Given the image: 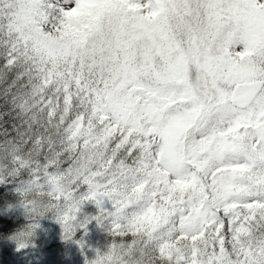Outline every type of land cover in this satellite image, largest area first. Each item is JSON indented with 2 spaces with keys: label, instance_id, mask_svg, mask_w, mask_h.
Segmentation results:
<instances>
[{
  "label": "snow or ice",
  "instance_id": "1",
  "mask_svg": "<svg viewBox=\"0 0 264 264\" xmlns=\"http://www.w3.org/2000/svg\"><path fill=\"white\" fill-rule=\"evenodd\" d=\"M0 85L28 218L110 202L91 264H264V0H0Z\"/></svg>",
  "mask_w": 264,
  "mask_h": 264
},
{
  "label": "trees",
  "instance_id": "2",
  "mask_svg": "<svg viewBox=\"0 0 264 264\" xmlns=\"http://www.w3.org/2000/svg\"><path fill=\"white\" fill-rule=\"evenodd\" d=\"M2 87L3 85H0V89ZM6 111H8V106L5 105L2 96H0V113ZM13 116H4L0 119V145L3 144L5 139L12 138L11 124ZM5 129L9 131L8 137L3 135ZM17 187L18 185L11 182L10 178H6L5 182L0 183V264H25L28 261H32L33 263L39 259L33 256L34 254L31 252L47 251L50 252L49 254L51 256H55L54 253L58 249L64 248L65 244H69L71 239H74L73 242H75L85 237L86 234L79 228L76 229L70 240H50L46 244L42 243V241L33 242L41 237L39 235V228L35 227L32 234L24 242L25 246L18 249V244L13 234L29 224L39 225L45 221L48 222L51 214L46 213L34 220L29 219L28 213L25 212V209L20 204L21 196L16 190ZM93 235L97 245L96 255L98 252L101 254L107 252L113 238L109 235L105 227L100 226Z\"/></svg>",
  "mask_w": 264,
  "mask_h": 264
},
{
  "label": "rangeland",
  "instance_id": "3",
  "mask_svg": "<svg viewBox=\"0 0 264 264\" xmlns=\"http://www.w3.org/2000/svg\"><path fill=\"white\" fill-rule=\"evenodd\" d=\"M101 208L105 211L110 210V202L105 200L101 204L100 208H98L94 202L85 201L77 213V220L74 222V226L75 231L76 229L81 228L83 233L85 232L87 236L82 240H77L75 242H73L74 239H71L69 244H65L64 248L58 249L54 253L55 256H51L49 254L50 252L47 251L31 252L34 254L33 256L37 257L39 260H35L33 263L32 261H28L25 264H44V262L45 264H86V261L87 264H91V262L96 258V253H94V246L89 244V238L93 232H96L97 228L99 229L100 226H102L97 224L96 220L94 219V217L99 214ZM81 224L83 227L80 226ZM37 227L39 228V235L41 237L40 239L34 240L33 242L42 241V243L46 244L50 240H64L61 224L58 223L52 215L48 222L45 221L39 224Z\"/></svg>",
  "mask_w": 264,
  "mask_h": 264
},
{
  "label": "clouds",
  "instance_id": "4",
  "mask_svg": "<svg viewBox=\"0 0 264 264\" xmlns=\"http://www.w3.org/2000/svg\"><path fill=\"white\" fill-rule=\"evenodd\" d=\"M29 226L27 225V226H25L23 229H21V230H18L16 233H14L13 235H14V237H18V239L21 241V242H25L26 240H27V238H28V235H27V233L29 232ZM25 233V235H20V233ZM17 241V240H16Z\"/></svg>",
  "mask_w": 264,
  "mask_h": 264
}]
</instances>
